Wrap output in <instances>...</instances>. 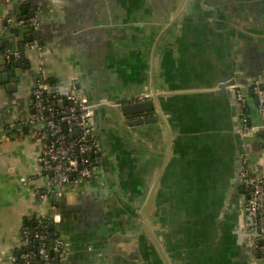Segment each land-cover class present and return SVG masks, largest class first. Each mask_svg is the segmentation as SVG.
I'll return each instance as SVG.
<instances>
[{
	"label": "crops",
	"instance_id": "0c3cea01",
	"mask_svg": "<svg viewBox=\"0 0 264 264\" xmlns=\"http://www.w3.org/2000/svg\"><path fill=\"white\" fill-rule=\"evenodd\" d=\"M29 13L39 24L15 36L8 19ZM21 44L26 69L17 67L22 62L7 68L5 52ZM11 71L20 79L16 92L0 81V126L16 129L13 136L0 131V264H17L9 257L21 249L25 221L51 204L41 198L45 145L32 122L38 78L61 95L73 85L82 90L100 144V173L70 186L58 207L68 250L58 264H251L230 238L226 247L188 232L179 237L174 211L202 196L191 168L205 153L229 148L234 107L215 86L264 78V0H0V75L12 79ZM153 93L164 122L144 128L141 119L137 127L116 108ZM251 116L261 123L255 109ZM259 141H250L254 162Z\"/></svg>",
	"mask_w": 264,
	"mask_h": 264
},
{
	"label": "built area",
	"instance_id": "2783aa9c",
	"mask_svg": "<svg viewBox=\"0 0 264 264\" xmlns=\"http://www.w3.org/2000/svg\"><path fill=\"white\" fill-rule=\"evenodd\" d=\"M39 17L18 21L8 19L9 27L26 30L39 24ZM31 48L40 49L37 42H31ZM6 61L17 62L21 58L18 50H7L4 54ZM236 98L240 103L243 139L246 142L247 152L244 156L241 172V183L245 190L242 199L243 206V235L244 244L251 264H264V78L250 83L235 85ZM258 98L255 103L251 92ZM54 93L57 100L50 104L44 99V93ZM35 116L32 120L37 125L36 137L45 145L42 156V168L46 178V191L41 198L51 199L49 209L41 213L37 220L42 223L45 219L57 227L60 222L58 207L64 194L72 185H80L97 177L100 173V144L96 138V122L93 107L83 96L82 90L73 87L63 95L55 92L45 82H36L32 91ZM150 94L141 95L130 100L137 103L149 100ZM62 109L57 110L55 107ZM258 112L261 123L258 125L252 119L251 113ZM66 126V130L64 128ZM77 135L74 138V135ZM260 137L258 158L254 162L251 153V139ZM29 230L25 227L21 234V248L26 249L20 256L22 264H53L49 252L46 236L37 234L35 237L40 245L37 251L27 250L31 244ZM54 253L64 261L68 255L67 245L58 233L54 245ZM260 253V257L257 254ZM9 259L17 261L15 255Z\"/></svg>",
	"mask_w": 264,
	"mask_h": 264
},
{
	"label": "water",
	"instance_id": "95a60500",
	"mask_svg": "<svg viewBox=\"0 0 264 264\" xmlns=\"http://www.w3.org/2000/svg\"><path fill=\"white\" fill-rule=\"evenodd\" d=\"M23 5L24 4L21 3L19 8L22 9ZM37 10L36 7V12ZM25 11H27V9H25ZM35 17L36 13H29L25 18H19L18 21ZM27 40L28 42H32L33 36L28 35ZM25 50V45L21 44V51L23 52L21 58L22 64L17 65L18 68L22 66L26 69ZM10 76L12 79L9 78V74H1L0 81L10 82L7 87L8 91L16 92V86L20 79L16 77L15 71H11ZM236 84H238V82L235 79H225L215 86L217 92L227 94L230 97V101L234 107V124L231 132L226 135L228 139L225 140V145L227 146L228 144L229 148L224 147V153L220 155H216V153H211V155L210 153H205L201 157V164L195 165L200 169L198 173L194 170L195 166L191 168L192 172H194V176H197L195 180L202 183V196L195 197L191 203L192 207L174 211V218L177 217L182 220V225H179L177 230L179 237H182V234H194L192 235L193 238H203L204 242L209 239H214L216 243H220V245L226 247L229 246L228 238H230L232 244L237 246V250L243 251L249 261L244 244L242 199L237 207L236 205L232 206V198L234 194L238 192V189L241 196L245 193L241 183V172L243 170L242 162L247 152L246 142L243 139L242 133L243 122L241 120V107L236 98ZM251 95L258 101L253 91ZM151 96H153L152 99L137 103L128 102V104H126L127 99H122L118 102V107L116 108H119L125 117L135 118L133 124L137 127L142 126L140 117L145 118L146 124L143 126L144 128L158 122H164L165 117L162 113L158 97L154 93ZM134 98L135 97L132 99ZM156 110L159 112V115ZM249 113H251V111H249ZM130 124L132 125V123ZM64 128L66 130V126H64ZM214 182H218L215 194L212 191ZM212 193L214 195H212ZM200 198H202V200L199 202ZM194 201L199 207H196ZM165 211V209L162 210L163 213ZM187 221L190 222L186 227L185 222L187 223ZM50 227L53 229L54 225ZM147 227L155 239L154 233L149 226ZM163 230L168 233L169 225H163ZM160 241L164 243V238L162 236H160ZM52 246L54 245L52 244ZM51 256H55L56 261L60 259L59 255L54 253V249L51 250ZM257 256L260 257V253H258ZM54 264L58 263L55 262Z\"/></svg>",
	"mask_w": 264,
	"mask_h": 264
},
{
	"label": "trees",
	"instance_id": "16d2710c",
	"mask_svg": "<svg viewBox=\"0 0 264 264\" xmlns=\"http://www.w3.org/2000/svg\"><path fill=\"white\" fill-rule=\"evenodd\" d=\"M34 28L36 27H31V28H27L26 30H21V29H12V33L15 35V36H21V35H25L27 33H32L33 30H35ZM25 42V40L23 41ZM26 43V42H25ZM20 53H21V58L23 56V52L21 50H19ZM21 58L19 59V61L17 62H13L12 60L11 61H6L4 62V65L8 68H13L15 67L17 64H21ZM40 81V82H45L46 84H49L48 82L46 81H43L41 80V78H38L37 81ZM36 81V82H37ZM44 99L46 101H50V104L53 106V103L57 100L56 96L54 93H50V92H46L44 93ZM57 110H61L62 108L60 106H56L55 107ZM19 127V125H18ZM3 130V132H8L9 135L13 136L15 133H16V129H10V126H0V131ZM32 131L30 130H24L23 133L24 134H28V133H31ZM1 134V132H0ZM259 136L261 137V135L259 134ZM77 135L75 134L74 135V138H76ZM260 145V144H259ZM52 224L49 222L48 219H45L42 223H39L38 220L36 218L33 219H27L24 223V227L29 230V239L31 241V244L27 247V250L29 251H32V252H35L37 251V248L38 246L40 245L39 241L36 239V235L37 234H42V235H45L46 236V242H47V245H48V248H49V252L51 253V250L54 249V246L55 245V242L58 238V228L56 226H54V228L52 229L50 226ZM26 249H20L19 251H17L16 253V257H17V261L16 263L17 264H22V261L20 259V256L22 255V253L25 252ZM53 258V264L55 262H59V261H56V258L55 256H52Z\"/></svg>",
	"mask_w": 264,
	"mask_h": 264
},
{
	"label": "flooded vegetation",
	"instance_id": "af4514ba",
	"mask_svg": "<svg viewBox=\"0 0 264 264\" xmlns=\"http://www.w3.org/2000/svg\"><path fill=\"white\" fill-rule=\"evenodd\" d=\"M140 119H145L144 117L140 118ZM142 121V120H141ZM241 199H243V196H241L239 194V189H238V192H236V194H234L233 198H232V206L233 205H238V203H240Z\"/></svg>",
	"mask_w": 264,
	"mask_h": 264
}]
</instances>
